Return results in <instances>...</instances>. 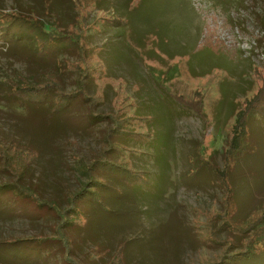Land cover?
<instances>
[{
  "label": "rangeland",
  "instance_id": "374dc122",
  "mask_svg": "<svg viewBox=\"0 0 264 264\" xmlns=\"http://www.w3.org/2000/svg\"><path fill=\"white\" fill-rule=\"evenodd\" d=\"M17 5L26 12H35L33 15L38 14L43 22L51 21L43 15L41 0H17L16 4L0 0V11L9 12ZM128 9L130 24L139 34L146 35L149 30L164 37L172 34L175 43L183 30L191 28L194 32L186 35L184 56L170 58L159 51V46H151L158 40L154 35L145 36L147 46H134L135 40L126 36L124 41L130 46L123 47L144 63V69L140 67L144 73L139 74L143 85L155 95L163 88L187 101L200 96L203 117L179 105L174 118L172 110H166L160 101L152 107L144 125L136 130L142 135L133 139L139 146L125 144L135 175L130 183L123 178L118 183L108 179V184L97 192L102 194L104 207L92 206L87 218L81 215L84 222L77 225L81 228L67 230L73 243L71 258L79 264H214L232 234L219 229L227 219L226 194L213 169L201 161L212 155V162L221 165L226 129L215 126L214 113L220 107L222 85L228 100L229 92L237 99L244 93L251 97L264 83V32L257 22L264 14V0H132ZM56 10L64 14V23L74 22L76 17L77 23L69 28L74 35L94 32L101 25L99 18L115 14L93 6L90 0H75L74 5L59 0ZM67 12L71 15H65ZM31 39L25 31L12 33L8 41L0 36V153L8 157L7 161L0 158V164L10 170L23 168L22 186L62 209L68 194L87 182L80 167L100 156L106 123H88L90 103L79 102L57 116L46 104L23 102L13 97L10 83L20 77L30 83L42 80L50 73L56 74L60 62L63 66L58 75L66 91H74L78 80L89 72L95 77L98 93L104 85H111L117 94L113 108L130 115L127 104L138 78L132 77V68L116 72L117 78L105 77L99 60L86 55L59 52L48 58L40 53L33 57L31 49L35 45ZM149 47L163 61L155 59ZM206 48L220 55L208 57L211 51ZM203 53L205 59L200 61ZM95 88L91 81L86 91L93 95ZM105 90L106 99L97 112L110 110L112 90ZM226 111L224 103L219 114ZM233 118L229 116L228 126ZM249 141L251 149L239 160L233 175L241 206L238 218L264 198L263 117L250 122ZM13 179L0 171V185ZM9 198L0 200V243L47 235L60 219L53 210L40 211ZM47 246L45 251L28 254L18 246L7 250L0 244V264H69L63 260L61 243L50 242ZM238 264H264V250L258 257Z\"/></svg>",
  "mask_w": 264,
  "mask_h": 264
},
{
  "label": "trees",
  "instance_id": "16d2710c",
  "mask_svg": "<svg viewBox=\"0 0 264 264\" xmlns=\"http://www.w3.org/2000/svg\"><path fill=\"white\" fill-rule=\"evenodd\" d=\"M41 1L43 2V15L49 17L48 19H51V21L43 22L38 14L33 15L36 14L35 12H26L17 5L9 12L0 11V30L2 32L0 36L8 41V36L12 33L25 31L32 38L31 42H34L35 45L31 49L33 57L37 56L34 54L40 53L43 55L42 58H48L55 56L59 52H69L71 55L78 57L86 55L85 57H95L99 60L104 69L105 77L117 78L118 76L112 74L113 69L116 72H120L122 69L127 68L129 71L132 68V77L138 78L136 79L138 82H136V87H134L133 91L134 95L129 97L131 101L127 104L130 115L113 108L112 105L117 98V94L111 85H104L101 92L98 93V85L93 82L95 77L89 72L82 77L83 79L78 80V87L74 91H66L58 75L61 73L60 67L63 66L60 62L56 64V74L50 73L46 78L34 81L33 83H30L24 77H20L17 82H11L9 85L13 97L16 99L30 104H46L50 112L57 116L64 115L68 110L73 109L75 105L79 104V102L90 103V111L86 116L88 123L91 125L106 123V126L103 128V148L100 156L93 157L88 165L80 167V172L87 178V182L82 183L80 189L68 194L66 205L62 209L54 204L42 201L36 194L29 192L22 186L23 168L15 167L10 170L6 164H0L1 172L14 176L12 182L0 185L1 202L4 196H10L9 199H13L18 204L22 203L30 206V208L34 205L40 211L53 210L60 218L58 223L53 227L52 232L47 235H34L23 239H13L4 242L6 244L3 242L0 244H3L7 250H14V247L18 246L19 249L30 254L32 252L39 253L38 250H47V245L50 242H59L63 249V260L69 264H79L71 258L73 256V243L67 235V230L72 227L81 228V226H77L84 222L81 215H83L84 219L87 218L92 206L98 208L104 207L100 201L102 194H98V190L108 184V179L111 178L114 182L118 183V179L123 178L128 183L131 182L136 170L134 166L132 167V161L126 156L130 150L125 144L139 146L134 140L137 137L139 139L142 135L136 133V130L144 125V122L148 118L147 114L152 112V107H155L157 102L160 101L164 102L166 110H172V115L176 114L177 107L180 105L183 108L191 110L195 115L203 117L202 102L200 96L187 101L179 95H174L163 90V88L161 89V94L155 95L154 90L147 85H143L144 81L139 75L144 73L140 70L141 60L138 58L139 63H137L136 56L130 51L127 52L125 47L124 51L117 47L113 49L111 43L107 42L108 36L106 35H109L110 38L113 36L121 37L124 31L127 29L131 30L133 27L130 24L131 18L128 16V4H131L132 0H90L93 6L102 7L107 11L111 10L115 14L112 13L99 18L101 25L88 35L82 33L74 35L70 33L69 28L73 27L77 23H75L77 20L74 16V22H63L64 14L56 10L59 0ZM69 1L74 5L75 0ZM13 2L16 4L17 0H13ZM69 13L67 12L65 15H71ZM73 14L76 15L75 13ZM257 22L259 28L264 32V14L259 16ZM96 38L99 41L102 40L101 43L99 41L96 42ZM138 42V45L143 46V40H139ZM159 47L160 52H167L163 46ZM185 47H169L168 49L172 51L170 58L174 55H186ZM33 49H35L36 53ZM206 49L212 52L208 54V57L212 54L213 58L220 55V53H215L210 48ZM148 50L153 52L154 56L157 57L155 59L163 61L156 53L157 51L155 52V49L149 47ZM200 59V61L205 59L204 53ZM121 73H124V71H121ZM119 79H122L126 83L123 76L120 75ZM91 81L96 87L93 95H89L86 91V86ZM106 87H110L113 94L110 100V110L97 112L98 106L106 99ZM230 90H234V88ZM225 92V85H222L220 100L218 102V106L220 107L214 113L215 126L225 127L226 129L221 165L218 166L212 162V155H209L208 159L201 161V163L208 169H213L216 181L226 194L224 200L226 211L224 213L227 219L222 221L223 224L219 229L232 234L231 240L214 264H238L239 261H250L258 257L264 250V198L246 212L243 217H240V219L237 217V214L240 213L241 206L238 205L233 183V175L237 163L251 149L249 143L250 122L257 117L264 118V83L251 97H247L246 93H244L240 99H237L234 94H230L229 92L230 98L226 100ZM224 103L228 111L224 115H221L219 112ZM231 115L234 116L233 122L228 126L227 120ZM0 158H3L4 161L8 160V157H4L1 153ZM238 223L239 226L237 227ZM235 235L237 236L235 237Z\"/></svg>",
  "mask_w": 264,
  "mask_h": 264
},
{
  "label": "crops",
  "instance_id": "0c3cea01",
  "mask_svg": "<svg viewBox=\"0 0 264 264\" xmlns=\"http://www.w3.org/2000/svg\"><path fill=\"white\" fill-rule=\"evenodd\" d=\"M137 28H142V27L139 26ZM142 29H144V28H142ZM137 30L138 31H143V30H140V29H137ZM130 31H131V33H129ZM193 33L194 32L191 31V28L190 29H187V30H183V32L180 34V37L177 38V40H176L177 42L172 43V34H168L166 37H164L163 35L156 34L154 31L150 32V30H149L148 33H146V35H144L143 33L142 34H139L136 31V26L133 25V27L131 28V30L127 29L126 31H124L123 32V35L121 37H115V36H113V37L110 38L109 35H106V36H108L107 42H110L111 43V46H116L120 50H123L124 51V47L123 46H130L126 41H124V38L126 36H129V37H131L132 39L135 40L134 41V43H135L134 46H140V45H138L139 44V42H138L139 40H143V43H142L143 46H147V43L145 42V39L148 37L147 35H154V36H157L158 37V40H155L153 42V45H151V46H163L164 50L167 51V52H163V53H166L168 56H170V54L172 53V51L170 49H168V48L169 47L172 48V44H174L176 46H187V40H188V38L186 39V37H187L186 35H190V34H193ZM145 36H147V37H145ZM101 41L102 40H100L99 43H101ZM96 42H98V41L96 40ZM95 44H97V43H95ZM186 49H187V47H186ZM136 59L138 60L137 57H136ZM141 63H142L143 66L140 65V67H142L144 69V63L142 61H141ZM165 65H167V64H165ZM112 74H114V75L117 74L116 71H114V69L112 70ZM133 82H136V81H133Z\"/></svg>",
  "mask_w": 264,
  "mask_h": 264
}]
</instances>
